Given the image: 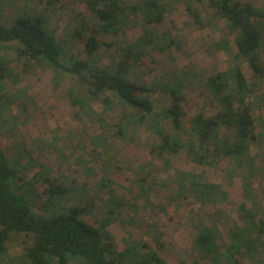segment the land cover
Masks as SVG:
<instances>
[{
  "label": "rangeland",
  "instance_id": "1",
  "mask_svg": "<svg viewBox=\"0 0 264 264\" xmlns=\"http://www.w3.org/2000/svg\"><path fill=\"white\" fill-rule=\"evenodd\" d=\"M142 1L121 0L129 6ZM159 1L164 10L161 22L133 20L131 27L113 35L102 34L101 22L86 0H60L56 6L42 0H0V23L10 25L20 11L30 8L47 21V31L67 60L93 61L110 72L128 45L140 46L145 65L134 66L128 77L155 88L152 99L157 112L169 104L164 88L171 85L181 88L188 116H214L222 106L211 97L207 83L230 66V56L217 50L216 44L226 39L236 54V36L215 15L208 0ZM236 3L264 12V0ZM188 4L201 12L203 27L193 20ZM81 19L89 24L87 36L96 35L100 42L93 57L88 54L87 39L76 36ZM150 37L153 41L147 43ZM0 57L9 60L0 81V104L13 100L3 111L7 126L0 130V139L11 161L18 162L15 166L22 169L24 181L34 185L37 216L49 214L44 207L49 181L63 184L72 189L63 204L87 206L90 212L82 219L100 230L106 246L116 252L129 250L126 264L150 250L164 264H210L196 245V224L216 227L218 245L224 251L230 243L229 229L243 222L240 206L264 207V139L252 142L243 167L226 157H213L211 164L199 165L187 152L157 154L151 147L159 139L148 127L120 132L125 106L114 96H110L114 106L105 109L76 77L66 75L57 81L44 63L20 57L16 43H1ZM240 63L249 83L256 84L247 101L254 103L256 117L264 120V78L257 81L248 63ZM217 80L224 83V78ZM71 92L87 99L89 115L72 104ZM235 106L242 107L238 101ZM162 125L173 130L166 119ZM192 175L214 184L211 194L198 200L188 186ZM177 181L186 184L179 186L182 197L176 195ZM111 194L128 202L118 217L108 213ZM32 244L31 236L13 234L3 264H20L17 258ZM244 264L264 263L246 258Z\"/></svg>",
  "mask_w": 264,
  "mask_h": 264
},
{
  "label": "trees",
  "instance_id": "2",
  "mask_svg": "<svg viewBox=\"0 0 264 264\" xmlns=\"http://www.w3.org/2000/svg\"><path fill=\"white\" fill-rule=\"evenodd\" d=\"M42 1L49 6H56L60 0ZM86 2L95 13V18L101 22L100 29L105 35L117 34L126 27H131L133 20L155 23L164 18L159 0H143L132 6L123 4L121 0ZM208 2L215 10V15L235 34L237 48L235 54L226 39H221L216 44L217 50L230 56V66L221 75L208 80L211 97L222 106L211 117L203 114L192 118L188 116L182 105L181 88L171 85L164 88L169 96V104L157 112L152 99L155 88L128 77L134 66L145 65V51L140 46L128 45L122 51L123 55L114 72L97 66L93 61L78 58L67 60L65 51L47 31V21L35 15L30 8L20 11L10 25L0 23V44L16 43L20 57L44 63L53 71L57 81L66 75L76 77L81 85L87 86L92 98L100 101L105 109L114 106L115 100L110 97L114 96L125 106V114L121 119L125 124L120 126V132L124 134L128 127L139 125L148 127L159 139L151 147L152 152L170 156L187 152L192 161L199 165L211 164L213 157H226L236 167H243L250 155L252 142L264 139V120L256 117L254 103L247 101L252 97L256 84L249 83L240 62L248 63L257 81L264 78V12L254 10L249 5L241 7L236 0ZM187 9L195 23L203 27L201 12L193 4H188ZM79 26L76 36L87 39L88 54L93 57L100 45L98 37L87 36L89 24L86 19H81ZM151 40L153 41L150 37L147 43ZM8 64L9 60L0 57V81ZM221 78H224V83L217 80ZM69 96L72 104L89 115L87 99L73 92ZM12 101L8 98L0 104L1 131L7 126L3 111ZM235 101L242 107L236 108ZM90 116L92 117V113ZM165 119L171 122L173 130L162 125ZM17 163L8 157L0 139V264L7 257V243L13 234H26L33 239L32 246L17 258L20 264H126L130 257L129 250L116 252L106 246L100 230L82 219L84 214L90 212L87 206L63 204L72 191L66 185L47 180L50 184L46 190L44 207L49 210V214L37 216L33 212L34 185L24 181L22 169L15 166ZM200 178L202 177L192 175L188 184L198 194V200L205 194H211L215 187ZM175 183L178 185L176 195L182 197L184 193L181 187L184 188L186 184L179 181ZM107 204L109 216L118 217L128 202L125 198L111 194ZM240 210L243 222L234 224L229 229L230 243L224 251L218 245L219 232L216 227L196 224V245L210 264H244L246 258L255 263H264V207L252 208L243 203ZM128 264L164 263L155 251L150 250L138 261L129 260Z\"/></svg>",
  "mask_w": 264,
  "mask_h": 264
}]
</instances>
